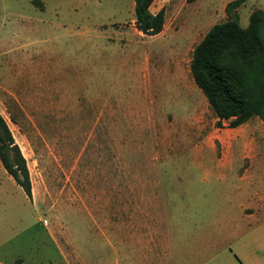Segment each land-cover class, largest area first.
<instances>
[{
  "label": "rangeland",
  "instance_id": "rangeland-1",
  "mask_svg": "<svg viewBox=\"0 0 264 264\" xmlns=\"http://www.w3.org/2000/svg\"><path fill=\"white\" fill-rule=\"evenodd\" d=\"M204 1L149 36L133 0H0V114L31 186L28 197L0 164V224L13 221L8 248L23 264H134L136 237L165 247L172 227L175 253L197 248L234 200L229 178L202 172L216 117L189 62L228 19L225 0ZM257 8L244 0L230 18L245 27ZM179 21L188 32L171 40Z\"/></svg>",
  "mask_w": 264,
  "mask_h": 264
},
{
  "label": "crops",
  "instance_id": "crops-1",
  "mask_svg": "<svg viewBox=\"0 0 264 264\" xmlns=\"http://www.w3.org/2000/svg\"><path fill=\"white\" fill-rule=\"evenodd\" d=\"M199 1L153 0L148 8L150 13L164 10L162 30L155 35L165 32L168 15L178 16L183 11H191L196 16L202 15L201 8L206 6V2L202 0L201 6ZM227 2L229 0L223 1L221 6L224 8ZM241 5L242 3L237 7ZM208 7L209 12L206 14L212 15L213 9ZM131 21L134 23V16ZM187 27L186 21L177 22L169 33L171 40H176L179 32L181 35L187 33ZM173 44L175 47L176 41ZM223 121L220 125L215 123L216 126H208L209 130H204L202 172L207 176L215 171L218 181L229 178L234 200L228 203L225 212L219 215L217 211L214 213L217 220H210L209 231L202 230L197 248L189 244L186 251L175 253L178 238L173 234L174 227L166 237L169 243L165 247H156L155 243L153 246H146L143 234H140L134 243V264H264V122L257 115L250 116L233 127L225 125ZM212 137L218 140L219 146L208 151L205 144ZM13 224L12 220L7 221L6 218L0 224V264L25 262L21 253L10 254L11 250L8 248Z\"/></svg>",
  "mask_w": 264,
  "mask_h": 264
},
{
  "label": "trees",
  "instance_id": "trees-1",
  "mask_svg": "<svg viewBox=\"0 0 264 264\" xmlns=\"http://www.w3.org/2000/svg\"><path fill=\"white\" fill-rule=\"evenodd\" d=\"M134 1V25L145 35L162 30L164 10L152 14L153 0ZM244 0H231L224 11L228 19L213 24L193 47L189 71L217 117L233 127L257 115L264 122V12L253 10L247 26H240L231 10ZM0 163L24 193L31 196L28 170L18 145L0 114Z\"/></svg>",
  "mask_w": 264,
  "mask_h": 264
}]
</instances>
